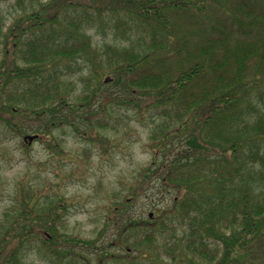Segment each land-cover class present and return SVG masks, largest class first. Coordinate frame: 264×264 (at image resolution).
Returning a JSON list of instances; mask_svg holds the SVG:
<instances>
[{
  "label": "trees",
  "instance_id": "trees-1",
  "mask_svg": "<svg viewBox=\"0 0 264 264\" xmlns=\"http://www.w3.org/2000/svg\"><path fill=\"white\" fill-rule=\"evenodd\" d=\"M7 1H14L22 15L9 25L0 15V127L24 133L15 120L30 114L48 127L37 140L60 157L63 140L54 129L97 96L96 90L73 94L72 73H86L84 85L112 80L138 93L142 103L132 98L128 104L149 117L152 159L140 176H154L163 188L176 190L172 205L156 208L148 220H131L116 233L113 241L126 254L83 256V264L109 258L123 264H156L157 259L160 264H244L249 249L264 246V7L257 0L237 1L233 22H220L194 45L178 16L203 11L210 2L223 7L228 0L0 4ZM111 19L124 44L104 41L98 48L92 32ZM183 53L180 63L170 62ZM116 102L103 97L101 110ZM84 120L85 141L98 143L102 151L116 147L101 131L118 134L117 119L92 108ZM179 140L186 143L185 155L174 156ZM23 146L28 147L24 140ZM141 188H131L114 210L137 200ZM40 193L38 186L18 185L15 220L0 223V264H27L23 258L34 249L53 264L77 257L61 238L69 211L65 196L47 191L41 202Z\"/></svg>",
  "mask_w": 264,
  "mask_h": 264
},
{
  "label": "rangeland",
  "instance_id": "rangeland-1",
  "mask_svg": "<svg viewBox=\"0 0 264 264\" xmlns=\"http://www.w3.org/2000/svg\"><path fill=\"white\" fill-rule=\"evenodd\" d=\"M237 1L239 0H228L223 7L210 2L203 11L190 10L189 14L179 15L182 33L189 38V45H194L213 33L220 27V22H233L231 16L235 12ZM257 1L264 7V0ZM16 7L14 1L0 4V15L7 25L16 16L22 15V11ZM115 26V19L107 24L97 25L92 33L98 48H102L104 41L124 44L121 36L115 34ZM184 54L172 57L170 62L177 65ZM72 74L68 87L73 94H79L83 90L92 93L96 90L97 96L89 106L77 107L70 112L66 124L54 129L53 133L63 140L64 153L60 157L37 139L28 143V147L23 146L24 136L44 135L42 133L48 129L46 123L41 126L42 124L33 122L32 115L15 120L16 126L24 133L0 127V223L4 221L8 225L11 220H15V194L20 183L38 186L41 189V202L47 191L64 195L69 211L61 238L67 239V247L64 248L77 257H68L63 264H83V256L91 260L103 252L126 254L125 248L122 249L113 241L116 233L124 229L129 221L148 220L156 208L172 205L176 190L163 188L154 176L144 179L140 176L142 169L149 166L152 154L147 145L149 117L145 111L140 110V114L139 110L128 104L132 98L142 103L138 93L130 94L123 86L113 84L112 80L100 86L97 82L95 84V80L84 85L81 75L86 77V73L76 71ZM105 96L114 97L117 102L105 105L101 110ZM92 108L94 111H102L103 117L120 122L118 134L110 130L101 131L115 143L114 149L102 151L98 143H88L83 138L82 132L89 128L84 119ZM180 141L174 156H179L180 153L185 155L182 152L186 149V143L184 140ZM90 147L91 150H88ZM136 186L142 187L137 200L132 198L127 201L125 208L114 210V203L126 197L130 189ZM171 237L179 238V235ZM249 251L244 264H264V246H254ZM135 254L136 251L133 252ZM23 259L27 264H53L43 252L35 249L29 251ZM115 260L109 258L104 264H123ZM163 261L170 262L165 259ZM97 262L94 259L93 264ZM160 263L161 260L157 259L156 264Z\"/></svg>",
  "mask_w": 264,
  "mask_h": 264
},
{
  "label": "water",
  "instance_id": "water-1",
  "mask_svg": "<svg viewBox=\"0 0 264 264\" xmlns=\"http://www.w3.org/2000/svg\"><path fill=\"white\" fill-rule=\"evenodd\" d=\"M36 137H38V135H28V136L25 137V140L29 139L30 141H32Z\"/></svg>",
  "mask_w": 264,
  "mask_h": 264
}]
</instances>
